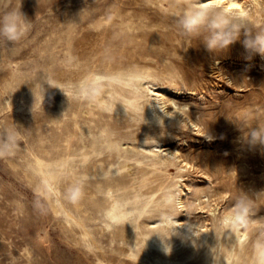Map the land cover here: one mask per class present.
Segmentation results:
<instances>
[{"label": "bare ground", "instance_id": "obj_1", "mask_svg": "<svg viewBox=\"0 0 264 264\" xmlns=\"http://www.w3.org/2000/svg\"><path fill=\"white\" fill-rule=\"evenodd\" d=\"M192 3H217L222 18L246 21L254 15L251 9L258 12L263 5L261 0H248L250 8L239 0H118L79 13L58 36L68 42L70 64L61 72L68 100L61 95L57 107V154L53 160L35 155L30 165L42 182L56 186L60 219L100 264H264V243L241 225L239 210L220 213L203 188L195 189L189 202L191 183L182 182L181 173L179 180L155 183L163 166L181 169L189 163L178 148L163 143L172 126L204 130L191 117L189 103L165 91L195 94L197 88L176 67L160 65L163 50L140 39L150 22L137 16L148 9L184 14ZM105 46L120 47L130 59L111 64L94 57ZM189 209L209 211V217H178ZM252 223L255 231L260 220Z\"/></svg>", "mask_w": 264, "mask_h": 264}, {"label": "rangeland", "instance_id": "obj_2", "mask_svg": "<svg viewBox=\"0 0 264 264\" xmlns=\"http://www.w3.org/2000/svg\"><path fill=\"white\" fill-rule=\"evenodd\" d=\"M261 1L258 12L250 10L254 15L246 21L247 29L219 50L206 46L212 31L208 27L186 33L181 11L163 15L148 9L137 18L144 15L150 22L140 39L163 50L160 65L164 61L176 67L197 88L195 94L165 91L188 102L191 117L204 130L191 124L172 126L163 143L178 148L189 163L181 169L163 166L155 183H171L183 174L181 181L191 183L189 202L195 189H205L210 204L218 202L217 211L239 210L241 225L264 243V143L251 138L253 131L264 130V53L246 45L249 35L264 31ZM117 2L0 0V17L21 11L31 21L30 30L17 41L0 35V264H100L60 219L56 186L42 182L30 163L35 155L53 160L57 154V107L61 95L68 98L60 84L61 72L70 64L65 57L68 42L58 37L62 28L76 23L79 13ZM219 6L210 5V13H217ZM94 57L111 64L130 59L118 46H105ZM190 210L178 217H209V211ZM253 220H260L255 231Z\"/></svg>", "mask_w": 264, "mask_h": 264}, {"label": "clouds", "instance_id": "obj_3", "mask_svg": "<svg viewBox=\"0 0 264 264\" xmlns=\"http://www.w3.org/2000/svg\"><path fill=\"white\" fill-rule=\"evenodd\" d=\"M183 28L186 33L192 35L198 33L202 27H208L212 31L206 38V46L211 50H219L240 35L242 28L247 29L244 17H232L228 20L222 18L219 13H210L208 6L199 3H192L184 13ZM31 28V21L24 14L19 12L8 13L0 17V35L9 41H17L22 38ZM246 45L256 51L264 53V31L249 35ZM264 130L253 131L252 140L264 143Z\"/></svg>", "mask_w": 264, "mask_h": 264}]
</instances>
